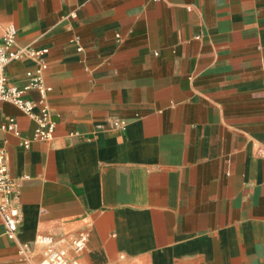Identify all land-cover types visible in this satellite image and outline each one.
Here are the masks:
<instances>
[{
    "label": "crops",
    "instance_id": "crops-1",
    "mask_svg": "<svg viewBox=\"0 0 264 264\" xmlns=\"http://www.w3.org/2000/svg\"><path fill=\"white\" fill-rule=\"evenodd\" d=\"M8 24L48 49L57 124L25 148L3 125L35 120L0 100L22 212L17 239L0 216V264L80 231L83 264H264V0H0V47Z\"/></svg>",
    "mask_w": 264,
    "mask_h": 264
},
{
    "label": "built area",
    "instance_id": "built-area-1",
    "mask_svg": "<svg viewBox=\"0 0 264 264\" xmlns=\"http://www.w3.org/2000/svg\"><path fill=\"white\" fill-rule=\"evenodd\" d=\"M18 29L14 24L4 27L3 43L0 47V100L15 104L36 122L31 137H22L21 130L14 118H11L3 128L22 138V144L29 148L33 140L49 141L54 138L56 121L48 102L52 87L47 83L44 71L47 68L45 55L48 49H35L31 46L17 44ZM33 56L37 59L36 72L29 71V81L18 86L10 84L7 76V66L11 61ZM36 90L39 100L27 97V93ZM126 122L116 119L114 127L122 128ZM18 183L9 169L7 151L0 149V216L6 227V235L10 239H17V232L22 221V212L17 200ZM89 232L80 231L76 234L56 238L51 234H39L35 244L39 248L40 261H34V248L27 242L18 243V252L22 260L28 264H83L81 255L86 251Z\"/></svg>",
    "mask_w": 264,
    "mask_h": 264
}]
</instances>
